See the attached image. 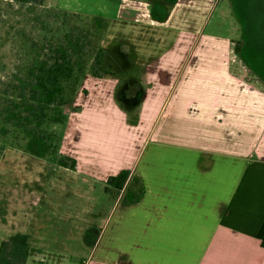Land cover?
<instances>
[{"label":"crops","instance_id":"0c3cea01","mask_svg":"<svg viewBox=\"0 0 264 264\" xmlns=\"http://www.w3.org/2000/svg\"><path fill=\"white\" fill-rule=\"evenodd\" d=\"M218 2L58 1L59 9L109 19L105 62L122 77L85 76L77 97L91 98V105L70 113L59 153L77 165L57 161L54 178L42 170L36 178L22 174V189L7 185L0 246L4 240L27 246L26 264L78 262L74 257L86 246L80 264H264V0H230L241 40L218 29L207 35L206 24L203 40L190 44V17L203 16L205 24ZM111 41L115 51L107 47ZM86 112L94 122L81 121L75 130L85 128L90 146L83 148V136L70 138L71 121ZM127 113L145 130L137 133L139 151L104 158L91 153L95 135L110 121L116 128L121 118L124 126ZM30 178L34 185L27 187ZM98 187L100 203L88 197ZM78 218L84 225L75 235Z\"/></svg>","mask_w":264,"mask_h":264},{"label":"trees","instance_id":"16d2710c","mask_svg":"<svg viewBox=\"0 0 264 264\" xmlns=\"http://www.w3.org/2000/svg\"><path fill=\"white\" fill-rule=\"evenodd\" d=\"M16 3L20 12L26 6L30 12L25 19L28 29L23 24L16 33L11 68L3 64L0 70V140L41 158L53 157L59 155L63 137L47 126L66 124L65 110L73 104L85 76L122 77L105 62L102 41L110 21L44 7V0ZM59 162L72 169L77 165L68 156ZM140 192H144L143 183ZM28 251L21 243L4 240L0 264H26Z\"/></svg>","mask_w":264,"mask_h":264},{"label":"rangeland","instance_id":"374dc122","mask_svg":"<svg viewBox=\"0 0 264 264\" xmlns=\"http://www.w3.org/2000/svg\"><path fill=\"white\" fill-rule=\"evenodd\" d=\"M59 0H44L43 6L44 7H51V8H58L56 7L57 3ZM218 5L216 7V10L212 13L211 16H207V22L204 24L205 18L203 16H200L197 18L196 21H194L193 17H190V22L188 24L189 31L190 33L188 34V41L190 44H192L196 40H203V38H199V34H203L202 30L204 31V26L207 24V29L205 30V34L210 35L214 33V29L219 30V34H222L224 36L233 38V39H240L241 40V35H242V23L239 22L235 16H233L232 10L230 8V0H219ZM191 2V5L194 4V0H189ZM29 9L27 6L22 10V12L19 11V5L16 3V0H0V70L3 67V64H6L5 67H7V70L11 68V65L13 64L14 60V47H15V41L17 38L15 37L17 32L19 31V28L24 24V26L28 29L27 24L25 19H28L29 16ZM23 20V22H22ZM217 24V25H216ZM206 35V36H207ZM202 37V36H201ZM118 44L115 41H111L107 47L111 51H115L116 47ZM194 50H191L190 57L194 55L193 53ZM189 56V55H188ZM198 54H196V57ZM195 57V56H194ZM195 57V58H196ZM194 58L192 59V61ZM261 61H264V56L263 58H260ZM192 63V62H191ZM192 66V65H191ZM137 69L142 72L143 71V66H136ZM5 75V74H4ZM134 88V84L129 85V88ZM130 88V89H131ZM128 91V90H127ZM133 90H129L128 92H131ZM84 95V94H83ZM78 99V97H75V100L72 105H70L65 111L66 114H68V120L66 124L60 125V124H55L51 123L50 125L47 126V128L51 131L57 132L60 136H62L65 139V132L66 130H69V116L70 113L72 112H79L83 113L84 110L89 109V105H91L92 99L87 98L86 96L80 97L78 99L77 105H80L81 108L75 106V102ZM122 99V96H121ZM74 108V110H73ZM137 108V103L134 106V109ZM105 115V114H101ZM131 116L129 119V122H126L123 126V121L120 118L119 122H116L117 127H114V124L111 123L110 121V127H105L102 129L101 132L95 135V138L98 140V143L96 146L91 147L89 151L91 153H95V155L102 156L103 158L108 155H114V154H127V155H135L139 151V145L140 142L137 140V133L139 135L143 136L145 133V130L142 129L141 127H138L139 124V119L136 120L134 118L135 114L132 113H127V116ZM86 116H88L86 118ZM92 117V118H91ZM91 123L94 122V116L90 115L88 112H86L85 115H83L82 118H79L78 121L75 119L72 122L73 124V130L72 133L74 132L73 136L71 134V139L72 141L74 140H80L82 136L84 137L83 140V148H86L87 146L89 147L90 144L86 140V132L85 128L84 129H79L77 131L76 127H80L79 124L81 123ZM134 125L135 127H130L131 125ZM78 134L76 137L75 134ZM62 145L60 146L61 149ZM53 150V147L49 151ZM60 152V151H59ZM26 153L20 149H17L15 147L5 145L1 142L0 140V198L2 197L1 194L5 195V190L6 187L9 183H11L13 186L22 189L23 185L20 182V176L22 174H26L29 177L34 176L35 178L38 176V173L42 170L46 172L49 176H52L54 178V172L59 168L56 164L59 163V157L61 158L62 156L56 155L53 157H46L45 159H42L41 157L37 156L34 157L33 154L31 153H26V155L22 156L20 160L17 162L15 161H6V158L9 157V155H16V154H23ZM32 156V157H31ZM41 160H44L46 162H42ZM54 164V165H53ZM17 171H19V174H16ZM9 172L14 173L15 177H12V180H9ZM33 179H29L26 186L27 187H32L33 184ZM124 176H121L119 182L117 183L119 187H122L124 184ZM99 188V187H98ZM79 191H84V192H90L88 189L84 190H79ZM3 192V193H2ZM15 193H12V196ZM21 194V193H17ZM94 195L95 197L98 198L99 203L102 201V192L99 189H97L96 192H91L88 194L89 196ZM15 194V198H17ZM77 197L80 200V204L83 203V197L84 195L80 193L79 195L77 194ZM14 207V206H11ZM20 206H18V209H15L17 211L19 210ZM14 211V210H13ZM84 217L83 214H80ZM79 215V216H80ZM31 216V215H29ZM81 218H78V226L77 229L74 230V234L78 235L81 230L80 226L82 227L84 223L82 224L83 221H81ZM97 220H101V216L98 217ZM86 221V220H85ZM99 227V225L95 226V229ZM74 228V227H73ZM7 229L5 228L1 223H0V237H6V233L4 232ZM9 229L15 230L17 229L16 226H10ZM95 236V233H93V237ZM89 251V248L86 246L83 248V250L80 252L79 255L74 257V259H78V262H71V264H80V261L82 258L87 257V253ZM61 253H68L66 250L60 251ZM77 255V254H75ZM54 258V257H52ZM58 259H62L61 257H57ZM64 259V258H63ZM65 260V259H64ZM64 262H61L59 264H63Z\"/></svg>","mask_w":264,"mask_h":264}]
</instances>
